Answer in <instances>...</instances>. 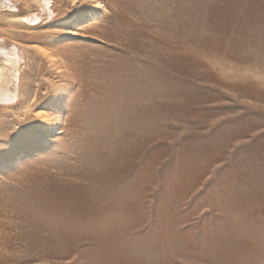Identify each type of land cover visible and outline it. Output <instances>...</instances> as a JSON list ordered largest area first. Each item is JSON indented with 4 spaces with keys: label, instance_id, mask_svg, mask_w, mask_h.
I'll use <instances>...</instances> for the list:
<instances>
[{
    "label": "rangeland",
    "instance_id": "374dc122",
    "mask_svg": "<svg viewBox=\"0 0 264 264\" xmlns=\"http://www.w3.org/2000/svg\"><path fill=\"white\" fill-rule=\"evenodd\" d=\"M0 264H264V0H0Z\"/></svg>",
    "mask_w": 264,
    "mask_h": 264
},
{
    "label": "bare ground",
    "instance_id": "6f19581e",
    "mask_svg": "<svg viewBox=\"0 0 264 264\" xmlns=\"http://www.w3.org/2000/svg\"><path fill=\"white\" fill-rule=\"evenodd\" d=\"M21 62L17 46H8L0 39V104L16 101L23 95Z\"/></svg>",
    "mask_w": 264,
    "mask_h": 264
}]
</instances>
